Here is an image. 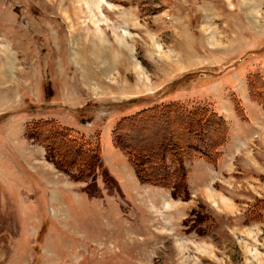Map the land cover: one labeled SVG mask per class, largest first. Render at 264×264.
Returning <instances> with one entry per match:
<instances>
[{
  "label": "rangeland",
  "instance_id": "1",
  "mask_svg": "<svg viewBox=\"0 0 264 264\" xmlns=\"http://www.w3.org/2000/svg\"><path fill=\"white\" fill-rule=\"evenodd\" d=\"M258 72L264 0H0V264H264ZM204 73L217 77L189 84ZM170 103L228 131L214 163L184 160L187 199L140 182L112 144L121 119ZM145 117L130 141L157 150L175 119ZM39 121L100 144L94 178L26 139Z\"/></svg>",
  "mask_w": 264,
  "mask_h": 264
},
{
  "label": "trees",
  "instance_id": "2",
  "mask_svg": "<svg viewBox=\"0 0 264 264\" xmlns=\"http://www.w3.org/2000/svg\"><path fill=\"white\" fill-rule=\"evenodd\" d=\"M217 77L212 73H204L200 78H193L190 85L206 84L208 81L204 76ZM248 92L251 98L264 108V78L261 73H255L246 77ZM146 110V109H145ZM139 111L136 115L127 116L121 119L112 131V144L122 154L129 158L137 179L146 184L169 188L174 198H188L186 186V173L183 167L185 159L191 157L203 158L207 163H214L217 156L212 151L221 147L227 137V127L223 118L208 108H188L183 105L170 103L164 107ZM145 111V112H144ZM160 115L163 123L175 119V129L170 133V139L159 147L152 146L149 150H143V145H133L130 141V132L135 130L136 123H142L139 127L145 126L152 115ZM146 118V117H145ZM208 134L211 138L208 140ZM25 137L29 140L43 145L47 159L54 162L57 168L62 171L77 172L76 176L95 177L99 170L101 147L98 142L94 144L92 151H84L88 144L82 139L69 134L68 130L58 126L54 121H39L32 123L25 128ZM201 138V140H200ZM65 149L70 150L68 170L61 166L65 161L62 154ZM207 149V150H206ZM71 150H74L72 153ZM170 160L172 167H178L177 172L167 166ZM160 165L162 168L152 170L150 166ZM166 165V166H165ZM174 180V181H171ZM173 182V183H172Z\"/></svg>",
  "mask_w": 264,
  "mask_h": 264
},
{
  "label": "bare ground",
  "instance_id": "3",
  "mask_svg": "<svg viewBox=\"0 0 264 264\" xmlns=\"http://www.w3.org/2000/svg\"><path fill=\"white\" fill-rule=\"evenodd\" d=\"M102 59H103V58H102ZM100 60H101V59H100ZM105 69H106V68H105ZM107 69H108V68H107ZM107 69H106V70H107Z\"/></svg>",
  "mask_w": 264,
  "mask_h": 264
}]
</instances>
